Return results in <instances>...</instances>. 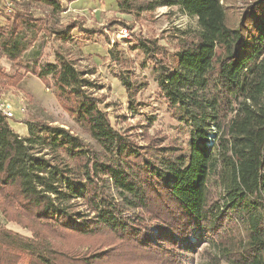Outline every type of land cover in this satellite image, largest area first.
<instances>
[{
    "label": "trees",
    "instance_id": "1",
    "mask_svg": "<svg viewBox=\"0 0 264 264\" xmlns=\"http://www.w3.org/2000/svg\"><path fill=\"white\" fill-rule=\"evenodd\" d=\"M12 1L13 12L0 19V60L24 73L0 68V88L37 77L99 150L40 121L26 122L21 136L0 113V264H72L64 250L70 237L105 232L160 254L191 252L193 236L229 264H264V0L247 3L234 26L225 0H114L121 14L178 7L198 21V31L175 37L173 52L155 40L136 47L168 114L187 131L185 147L140 146L117 130L95 85L61 53L53 63L22 66L43 28L20 6L59 14L61 0ZM118 80L130 111L141 109L137 96L147 85ZM137 256L131 264L157 262Z\"/></svg>",
    "mask_w": 264,
    "mask_h": 264
},
{
    "label": "rangeland",
    "instance_id": "2",
    "mask_svg": "<svg viewBox=\"0 0 264 264\" xmlns=\"http://www.w3.org/2000/svg\"><path fill=\"white\" fill-rule=\"evenodd\" d=\"M250 1L225 0L232 26ZM18 3L20 6L24 2L19 0ZM20 9L29 10L42 19L43 28L35 45L23 56L22 66L35 61L39 64L53 63L56 54L61 53L95 85L94 96L100 100L101 109L108 113L117 130L132 135L140 146L187 145L186 129L168 114V108L158 94L152 65L136 47L139 39L155 40L167 51L173 52L178 46L175 37L182 32L199 30L196 18L178 7H159L140 17L125 15L118 12L114 0H61L59 14H54L48 8H37L34 4L22 5ZM115 22L118 24L112 25ZM122 22L128 26L125 27ZM124 29L130 33L125 39L120 36ZM55 31L65 34H54ZM110 51H113L115 59L109 56ZM0 68L10 76L18 71L24 73L23 69L6 58L0 60ZM125 75L132 82L147 85L137 96V101L144 106L136 112L130 111L125 89L118 80ZM0 98L13 107L15 118L9 123L17 134L23 136L28 133L26 122L40 121L64 127L80 137L86 145L99 150L89 133L78 126L63 108L54 91L46 88L37 77L29 74L16 87L8 84L0 88ZM7 229L30 237L28 231L17 225L9 224ZM151 234L155 239L158 229L152 228ZM189 240L193 245L191 252H186L183 247L182 250L171 249L160 254L153 248L144 250L145 246L105 232L91 238L70 237L64 250L70 251L72 264H131L133 259L141 257L137 256L139 253L148 260L157 257L156 264H229L223 258H218L219 253L214 247L199 242L193 236ZM93 260L96 261L92 263ZM138 260L139 264H146L141 258Z\"/></svg>",
    "mask_w": 264,
    "mask_h": 264
},
{
    "label": "built area",
    "instance_id": "3",
    "mask_svg": "<svg viewBox=\"0 0 264 264\" xmlns=\"http://www.w3.org/2000/svg\"><path fill=\"white\" fill-rule=\"evenodd\" d=\"M13 9L14 8L10 6L9 0H0V19L4 14L10 15L13 12ZM120 36L125 39L130 36V33L127 29H124L121 31ZM11 106L12 105L10 103L3 101L0 98V113H2L8 120L15 118L13 107ZM22 112L24 111L22 110Z\"/></svg>",
    "mask_w": 264,
    "mask_h": 264
},
{
    "label": "bare ground",
    "instance_id": "4",
    "mask_svg": "<svg viewBox=\"0 0 264 264\" xmlns=\"http://www.w3.org/2000/svg\"><path fill=\"white\" fill-rule=\"evenodd\" d=\"M19 1V0H18ZM9 3H10V6L12 7V8H14V3H13V1L12 0H9Z\"/></svg>",
    "mask_w": 264,
    "mask_h": 264
},
{
    "label": "crops",
    "instance_id": "5",
    "mask_svg": "<svg viewBox=\"0 0 264 264\" xmlns=\"http://www.w3.org/2000/svg\"><path fill=\"white\" fill-rule=\"evenodd\" d=\"M26 135V134H25ZM25 135H23V136H25Z\"/></svg>",
    "mask_w": 264,
    "mask_h": 264
}]
</instances>
